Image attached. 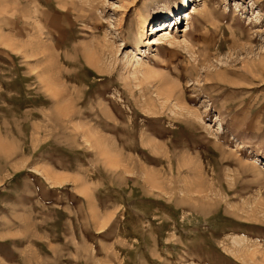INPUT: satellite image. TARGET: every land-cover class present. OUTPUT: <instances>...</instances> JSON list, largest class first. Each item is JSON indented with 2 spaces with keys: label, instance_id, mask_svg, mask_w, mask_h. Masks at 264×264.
<instances>
[{
  "label": "rangeland",
  "instance_id": "1",
  "mask_svg": "<svg viewBox=\"0 0 264 264\" xmlns=\"http://www.w3.org/2000/svg\"><path fill=\"white\" fill-rule=\"evenodd\" d=\"M0 264H264V0H0Z\"/></svg>",
  "mask_w": 264,
  "mask_h": 264
},
{
  "label": "bare ground",
  "instance_id": "2",
  "mask_svg": "<svg viewBox=\"0 0 264 264\" xmlns=\"http://www.w3.org/2000/svg\"><path fill=\"white\" fill-rule=\"evenodd\" d=\"M188 1V0H187ZM187 18L189 17V15L188 16H186ZM167 23V22H166ZM159 27H161V26H159ZM155 28V26L153 27V29ZM158 28V27H157ZM157 31H163L161 28H158V30ZM158 40L156 39V40H154L153 41V43H156Z\"/></svg>",
  "mask_w": 264,
  "mask_h": 264
}]
</instances>
